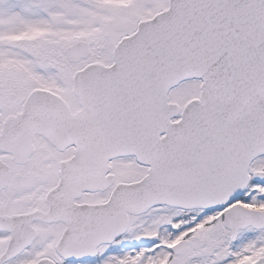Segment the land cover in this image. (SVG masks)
Segmentation results:
<instances>
[{
	"label": "snow or ice",
	"instance_id": "6c2138e0",
	"mask_svg": "<svg viewBox=\"0 0 264 264\" xmlns=\"http://www.w3.org/2000/svg\"><path fill=\"white\" fill-rule=\"evenodd\" d=\"M0 264H264V0H0Z\"/></svg>",
	"mask_w": 264,
	"mask_h": 264
}]
</instances>
